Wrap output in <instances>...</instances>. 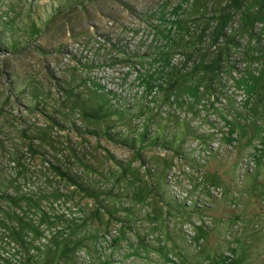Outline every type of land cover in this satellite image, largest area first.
Wrapping results in <instances>:
<instances>
[{"label": "rangeland", "instance_id": "rangeland-1", "mask_svg": "<svg viewBox=\"0 0 264 264\" xmlns=\"http://www.w3.org/2000/svg\"><path fill=\"white\" fill-rule=\"evenodd\" d=\"M0 264H264V0H0Z\"/></svg>", "mask_w": 264, "mask_h": 264}]
</instances>
